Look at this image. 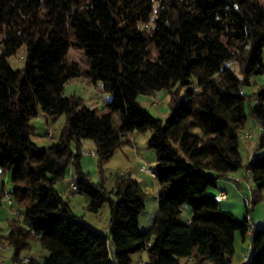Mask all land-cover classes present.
Masks as SVG:
<instances>
[{
  "label": "trees",
  "instance_id": "trees-1",
  "mask_svg": "<svg viewBox=\"0 0 264 264\" xmlns=\"http://www.w3.org/2000/svg\"><path fill=\"white\" fill-rule=\"evenodd\" d=\"M21 49L24 65L12 68ZM71 49L82 51L86 67L69 60ZM262 74L264 0H0V169L11 171V200L24 208L22 224L12 223L0 240L17 253L38 240L49 255L29 264H132L143 251L142 264H231L239 233L251 239L247 264H264V228L251 231L248 209L238 218L208 192L240 169L256 199L264 189V153L244 164L239 151L246 109L259 125L256 150L264 149V83L245 90ZM78 77L111 94L103 113L62 95ZM161 90L170 94L165 121L138 102ZM40 111L52 121L65 116L49 147L32 140L30 120ZM146 131L160 189L155 220L141 232L139 183L125 174L108 190L79 160L85 140L101 165L130 133ZM70 166L87 210L108 205L109 235L75 215L56 190ZM186 204L192 215L181 223Z\"/></svg>",
  "mask_w": 264,
  "mask_h": 264
},
{
  "label": "rangeland",
  "instance_id": "rangeland-1",
  "mask_svg": "<svg viewBox=\"0 0 264 264\" xmlns=\"http://www.w3.org/2000/svg\"><path fill=\"white\" fill-rule=\"evenodd\" d=\"M263 2V0H260ZM25 50L21 49L15 56L9 59L12 68H21L24 65ZM69 60L79 63L82 67H86L82 51L78 49H71L69 52ZM194 79L192 78V82ZM264 83V74L253 76L250 78V86L245 90L253 92L260 84ZM193 85V83H192ZM187 87H182L179 92V101L184 99ZM62 95L64 97L75 96L79 98L82 104L89 110H96L98 113H103V107L108 103L112 96L110 93L103 90L102 83H91L84 77H78L70 80L63 88ZM140 102L149 113L165 121L170 113L169 103L170 94L167 90L157 91L154 95L138 96ZM156 102V103H154ZM244 131L239 140V151L244 164L256 154H263L264 149L256 150L259 139V125L248 115ZM116 124H119V118L114 117ZM65 122V116L61 115L56 120L52 121L47 118L41 111L40 113L30 120V125L33 127L34 134L32 140L40 147H49L54 145L61 133ZM194 132L201 136L200 129H195ZM246 135H249L248 137ZM151 137V132H132L124 141L123 145L118 148L113 155L101 165L94 152V144L85 140L82 142L80 148V169L89 175L94 183L103 182L106 189H112L115 181L119 176L129 174L134 178L143 189L145 194V207L139 218V230L141 232L147 231L153 224L157 210H158V195L159 183L155 176L145 169H155L156 153L149 147L148 142ZM74 150L75 147L73 146ZM141 169H143L141 171ZM211 173V172H210ZM76 170L70 166L65 177L56 182L55 188L62 195L65 202L72 208L75 215L83 218L85 222L90 224L93 228L103 231L105 235L108 233V205L104 206L96 213L87 210L88 197L78 194L71 189V181L75 182ZM234 177L240 179V188L235 184ZM243 169L230 175V179H219L216 188H209L210 193H219V189L226 192L227 199L219 202L222 209L227 210L237 216L243 218L246 215V209L249 210V225L250 230H258L264 228V189L260 193L259 198H255V187L253 182L248 178ZM0 181L3 184L5 192H10L13 188L12 173L7 171L2 173L0 169ZM255 199V201H254ZM254 201V202H253ZM24 208L20 206L13 199L11 204L7 202L5 197H0V232L7 233L10 225L14 222H23ZM192 215V209L189 204L182 208L179 222L187 223ZM256 224V225H254ZM256 226V227H254ZM251 239L246 237L242 240L239 233L235 236L234 253L231 257V264H247L251 257L248 246ZM111 254L113 255L114 248L111 246ZM37 259H43L49 255V252L43 248L38 240L31 241L30 248L27 250ZM246 255V258L243 257ZM132 264H140V261L146 263L148 260L146 252H138L131 255ZM185 262L186 260H182ZM187 264H193L191 261H186Z\"/></svg>",
  "mask_w": 264,
  "mask_h": 264
},
{
  "label": "crops",
  "instance_id": "crops-1",
  "mask_svg": "<svg viewBox=\"0 0 264 264\" xmlns=\"http://www.w3.org/2000/svg\"><path fill=\"white\" fill-rule=\"evenodd\" d=\"M240 180V179H239ZM238 180V182H236V186L238 188H240V181ZM3 185V184H2ZM217 186H218V181H217ZM219 191H222L221 188H218ZM214 195H217L218 193H212ZM256 225V224H254ZM256 227V226H254ZM8 233V232H7ZM7 233H1L0 232V236H6ZM27 250L29 249H25L22 251H19L18 253L15 251L14 247L9 245L8 248L6 250L0 251V264H29L30 261L28 262H22L23 259H28V260H36V261H41L42 259H37L35 258L31 253H29ZM244 257V256H243Z\"/></svg>",
  "mask_w": 264,
  "mask_h": 264
},
{
  "label": "built area",
  "instance_id": "built-area-1",
  "mask_svg": "<svg viewBox=\"0 0 264 264\" xmlns=\"http://www.w3.org/2000/svg\"><path fill=\"white\" fill-rule=\"evenodd\" d=\"M154 103H156V102H154ZM247 137L249 136V135H246ZM91 154H95V151L94 152H90ZM143 169H141V171H142ZM145 171H147V172H150V174H152L153 176H154V171H153V169H145ZM233 180L236 182V181H238L239 179L237 178V177H234L233 178ZM71 189L74 191V192H77L78 191V189H77V187H76V185H75V183L74 182H72L71 181ZM2 190V183H1V181H0V191ZM4 197H5V199L7 200V202L9 203V204H11V196H10V194H9V192H5L4 193ZM225 199H227V194H226V192H224V191H220L216 196H215V200L219 203V202H221V201H223V200H225ZM8 246H9V242L7 241V240H0V251H3V250H6L7 248H8ZM248 250L249 251H251V246L249 245L248 246ZM243 256L246 258V255L245 254H243ZM29 260L28 259H23L22 260V262H28ZM143 262L142 261H140V264H142Z\"/></svg>",
  "mask_w": 264,
  "mask_h": 264
}]
</instances>
